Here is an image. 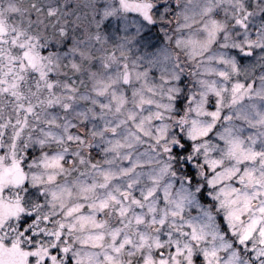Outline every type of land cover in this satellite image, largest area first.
<instances>
[{"label":"snow or ice","instance_id":"obj_1","mask_svg":"<svg viewBox=\"0 0 264 264\" xmlns=\"http://www.w3.org/2000/svg\"><path fill=\"white\" fill-rule=\"evenodd\" d=\"M0 264H264V0H0Z\"/></svg>","mask_w":264,"mask_h":264}]
</instances>
